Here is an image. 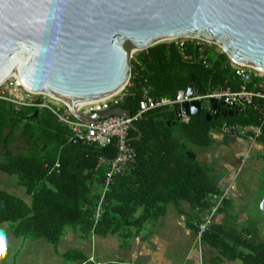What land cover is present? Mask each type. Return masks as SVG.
<instances>
[{
  "label": "trees",
  "instance_id": "trees-1",
  "mask_svg": "<svg viewBox=\"0 0 264 264\" xmlns=\"http://www.w3.org/2000/svg\"><path fill=\"white\" fill-rule=\"evenodd\" d=\"M183 49L184 53L174 42L163 41L139 51L131 61V84L120 105L135 114L146 85L152 86L151 94L156 98H175L179 90L187 89L192 75L205 92L216 86L241 87L243 82L235 74L228 54L218 53L216 46L205 50L209 66L197 47L187 44ZM254 82L263 83L260 88L264 92V77L255 78L248 87L255 88ZM237 108L239 113L233 117L208 121L206 115L211 109L203 107L187 123L177 120L174 107L169 105L145 113L135 122L141 138L131 140L137 160L115 177L103 200L104 211L96 221L107 169L100 160L115 158L116 140L105 147L74 141L70 127L59 122L50 109H16L1 100L0 171L16 176L31 201L0 187V224L11 223L10 231L16 237L44 238L57 246L67 226L78 227L82 238L98 234L119 235L127 240L134 235L133 228L139 231L147 222L164 216L170 203L187 201L202 218L220 199L224 188L203 162L187 155V150H192L189 143L208 147L213 142L211 131L225 122L248 126L251 134L261 128L257 139L264 142V98ZM16 134L27 142L24 152L12 150ZM137 135V131L130 130V138ZM236 232L212 224L203 239L234 259H242L243 264H264V242L243 234L230 238ZM65 256L76 264H134L100 262L77 248Z\"/></svg>",
  "mask_w": 264,
  "mask_h": 264
},
{
  "label": "water",
  "instance_id": "water-1",
  "mask_svg": "<svg viewBox=\"0 0 264 264\" xmlns=\"http://www.w3.org/2000/svg\"><path fill=\"white\" fill-rule=\"evenodd\" d=\"M184 36L210 40L234 61L264 70V0H0V84L15 74L25 89L67 102L84 121L129 117L122 106L80 107L127 85L133 52ZM186 93H205L195 75ZM211 102L208 121L239 113ZM202 108L200 99L174 105L177 120ZM131 128L138 135L130 141L139 140L136 123Z\"/></svg>",
  "mask_w": 264,
  "mask_h": 264
},
{
  "label": "crops",
  "instance_id": "crops-1",
  "mask_svg": "<svg viewBox=\"0 0 264 264\" xmlns=\"http://www.w3.org/2000/svg\"><path fill=\"white\" fill-rule=\"evenodd\" d=\"M211 135L212 144L197 147L198 151L194 153L206 165L209 173L219 179L224 191H229L226 200H223L214 214L212 224L215 227L235 229L237 232L232 233L230 238L243 234L246 238L264 242V215L260 210V201L264 196V142L251 135L228 134L220 129L212 130ZM24 191V199L30 202L31 197L26 194L25 188ZM199 216L189 202L182 201L168 204L164 216L147 222L141 230L133 228L134 235L127 240L119 235L98 234L82 238L78 227L72 226L69 230L66 228L57 246L44 238L29 240L16 237L12 232L10 243L22 247L30 243V249L34 250H37L41 240L49 249L62 246V252L56 251L50 256L53 261L56 260L54 264H68L69 258L65 255L69 250L75 249L74 245H79L78 243L81 248L77 249L100 262L243 264L242 259H234L211 241L199 237L196 226L201 218ZM91 248H94V253L90 254L88 251ZM30 253L32 252L22 254L19 250L13 254L11 245H7L6 255L0 259V264H17L20 256V264H28L32 258H29Z\"/></svg>",
  "mask_w": 264,
  "mask_h": 264
},
{
  "label": "built area",
  "instance_id": "built-area-1",
  "mask_svg": "<svg viewBox=\"0 0 264 264\" xmlns=\"http://www.w3.org/2000/svg\"><path fill=\"white\" fill-rule=\"evenodd\" d=\"M164 41L174 42L183 53V48L187 46V44L197 47L201 52V58L203 59V62L206 66H209V62L205 54V50L207 48L216 46V51L218 53L227 54L221 45L199 37L184 36L166 39ZM137 51L141 50H136L133 52L131 61L132 59H136V55L138 53ZM229 58L231 60L235 74L239 76L243 82L239 89H234L232 86H216L200 96H190L186 93V89H182L178 91L175 98H156L151 94L152 86L146 85L142 90V99L139 102L138 111L135 114H131L129 117L116 114L93 121L81 120L74 114L71 106L67 102L46 93H35L25 89L15 74L9 75L0 84V101H8L12 103L16 109H20L25 106H37L50 109L57 116L59 122H62L70 127L73 133L72 139L74 141H83L86 144L105 147L116 140L118 152L115 158L108 161L103 158L100 160L101 164L107 165V169L104 176L102 198L97 207V212L95 215L97 221L104 211L103 200L105 194L110 190L115 177L125 173L127 167L135 163L137 160L138 153L136 148L131 144L129 136L130 130L132 129L131 123H135L141 119L150 109L164 105L174 106L178 103L182 104L184 102H191L196 99L203 100L205 98L213 99L225 106L237 108L253 104L255 98H264V92L260 88L263 86V83L254 82L255 88L248 87V84L253 82L255 78L264 77V70L250 65L238 63L230 56ZM130 81L131 77L127 85L119 92L103 97L99 100L85 103L80 107V110L90 113L121 106L120 102L122 101L126 87L131 84ZM190 118L191 115L183 113L181 120L187 123L189 122ZM219 129L223 133L228 134L251 135V137L254 139H257L261 135V128L255 129L253 134H251L252 129H250L248 126L235 123L225 122L220 126ZM56 167L59 168L60 163H57ZM228 194L229 191L225 190L212 209L205 213V215H203V217L196 222L197 232L200 238H202L203 235L209 230L213 223L214 214L218 211L224 198H226Z\"/></svg>",
  "mask_w": 264,
  "mask_h": 264
},
{
  "label": "rangeland",
  "instance_id": "rangeland-1",
  "mask_svg": "<svg viewBox=\"0 0 264 264\" xmlns=\"http://www.w3.org/2000/svg\"><path fill=\"white\" fill-rule=\"evenodd\" d=\"M139 52V51H137ZM136 52V53H137ZM212 102L211 99L209 98H205L202 100V106L206 107V108H211ZM26 141H24V139L19 135L16 134L14 142L12 144V150L15 153H21L24 152L25 150H27L26 147ZM189 147L194 151L197 152L198 148L197 146H195L192 143H189ZM0 187L8 190L14 194H17L21 197H25L24 196V187L18 184L17 181V177L14 175H10L4 171H0ZM24 191V192H23ZM72 226H67V230H69ZM11 223H4V224H0V232H3L5 234V238H6V245H11V252L14 254L18 253V251L20 250L22 252V254L24 253H29V251H31L32 253H30L31 255L29 256V258H31V260L29 261L28 264H54L55 261H53L50 256L53 254H55L56 251L58 252H62V246H59L58 248L55 249V247H50L47 248L45 246V243L43 244V241L41 240L40 243L38 244V248H36L37 250L34 249H30V243L26 244L25 246H19V245H14L13 243H10L11 240ZM119 238V240L121 239L119 236H117ZM30 239H34V238H29ZM80 245V243H78ZM79 245H74L76 248H81ZM74 248V247H73ZM90 254L93 252L94 253V248L92 250V248L90 249V251H88ZM21 257V256H20ZM18 257V261L17 264H20V260L21 258ZM68 258V257H67ZM69 262H67L68 264H76V261H73L72 259H68ZM14 262V261H12Z\"/></svg>",
  "mask_w": 264,
  "mask_h": 264
},
{
  "label": "clouds",
  "instance_id": "clouds-1",
  "mask_svg": "<svg viewBox=\"0 0 264 264\" xmlns=\"http://www.w3.org/2000/svg\"><path fill=\"white\" fill-rule=\"evenodd\" d=\"M7 252L6 238L3 232H0V259H3Z\"/></svg>",
  "mask_w": 264,
  "mask_h": 264
},
{
  "label": "bare ground",
  "instance_id": "bare-ground-1",
  "mask_svg": "<svg viewBox=\"0 0 264 264\" xmlns=\"http://www.w3.org/2000/svg\"><path fill=\"white\" fill-rule=\"evenodd\" d=\"M123 89V88H122ZM121 90V88L118 90V92ZM117 93V92H116Z\"/></svg>",
  "mask_w": 264,
  "mask_h": 264
},
{
  "label": "flooded vegetation",
  "instance_id": "flooded-vegetation-1",
  "mask_svg": "<svg viewBox=\"0 0 264 264\" xmlns=\"http://www.w3.org/2000/svg\"><path fill=\"white\" fill-rule=\"evenodd\" d=\"M222 118V117H221Z\"/></svg>",
  "mask_w": 264,
  "mask_h": 264
}]
</instances>
